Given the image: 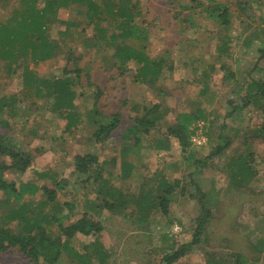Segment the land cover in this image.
Wrapping results in <instances>:
<instances>
[{"label":"rangeland","instance_id":"obj_1","mask_svg":"<svg viewBox=\"0 0 264 264\" xmlns=\"http://www.w3.org/2000/svg\"><path fill=\"white\" fill-rule=\"evenodd\" d=\"M133 1L138 6L136 22L148 29L149 40L126 43L137 49L144 48L150 57L166 59L167 71L158 81L154 84L136 82V64L130 62L121 67L112 57L115 45L97 43L89 48L85 43L91 39L92 44L95 27L85 20L82 14L85 10L75 5L61 8L55 15L60 23L56 24L52 19L47 31L50 39L59 45L56 55L38 63L29 58L27 65L40 80L60 78L65 67L82 69L79 79L75 80L77 84L73 86L79 93L77 111L81 122L76 129L63 132L65 120H59L57 114L45 110L43 101L33 99L37 105L32 104L33 100L27 105L20 99L19 103H24L19 104L23 107L20 111L24 110L28 116H10V125L15 130L9 132L15 140H24L25 151L34 156L35 165L37 163L38 168L47 174L40 183L52 189H56L53 178L65 183L63 190H57L56 201L72 205L71 214L76 216L70 222L86 211L101 221V247L106 260L101 262L100 257L93 256L92 264H158L165 254H171L192 240L196 219L201 212L198 197L202 193L207 194L205 209L211 212L204 228L205 239L202 238L199 245L173 264H205L210 253L216 256V260H221V264H233L235 256L241 257L240 264H264V145L253 137L252 132L260 123L261 113L255 105L233 110L243 104L249 81L264 79V58H260L258 52L259 48H264V24L258 25L257 13L254 18L247 10V0H218L228 5L233 13L228 28L199 13L200 8L185 10L184 5L197 4L191 0ZM18 7H22L21 0H0V21L5 22ZM255 7L261 13L258 4ZM190 17L195 22L196 31L187 27L190 23L179 24L180 20ZM65 23L74 25L68 29ZM227 41L226 50L222 52L218 48ZM21 71L11 74L1 61L0 96L25 92ZM134 105L139 106L137 112L132 109ZM153 105H159V111L166 109L167 113L151 135L144 137L141 149L136 148L140 161L138 159L135 177L119 180L116 172L109 177L106 168L104 170L103 165L101 168L103 177L110 185L122 189L126 199L132 194L139 196L141 189L145 194L152 192L155 195L158 179L179 180L180 186L172 195L168 213L151 211L145 222H141V213L137 212L133 202L115 213L108 210L93 213L88 210L87 201L94 197L98 184L84 189L86 186L81 181L86 177L73 172L74 157L90 153L102 161L116 156L125 128L133 123L136 115L143 113V107L150 109ZM95 107L106 117L115 113L122 115L120 127L113 132L112 138L101 144L92 138L96 130L92 119ZM198 110H202L207 121L198 118L193 122L191 146L185 153L175 142L168 150L158 152L147 147L151 141L163 137L177 115L196 114ZM106 120L101 119L102 122ZM200 127L207 139L202 146L192 144L195 134L202 132ZM0 134L7 135L2 127ZM221 135L232 139L229 150L203 163L220 144ZM40 148H44L43 152L38 150ZM242 152L252 155L256 179L246 189L235 190L228 186L225 161ZM196 161L202 163L196 166ZM4 175L7 181L17 183L37 179L33 172L19 176L7 171ZM25 200L37 204L43 200V195L39 192L33 198L25 197ZM5 217L6 211L0 212V226L7 225ZM11 227L17 232L15 223ZM56 234L52 239L57 237ZM90 240L89 237H75L73 247L82 253L85 251L83 246ZM0 264L35 263L17 248H10L0 253ZM55 264L76 262L72 263L67 255H63Z\"/></svg>","mask_w":264,"mask_h":264},{"label":"trees","instance_id":"obj_2","mask_svg":"<svg viewBox=\"0 0 264 264\" xmlns=\"http://www.w3.org/2000/svg\"><path fill=\"white\" fill-rule=\"evenodd\" d=\"M194 2L197 3L195 6L187 4L184 5V9L193 11L194 8H200L199 13H204L208 18L217 21L223 28L231 26L233 13L225 3H220L218 0H191V3ZM245 3H247V10L251 14L257 13V18L255 15L254 18L258 20V25L264 24V0H247ZM257 4L261 13L257 12L255 7ZM21 5L22 7L14 9L5 22L0 21V66L1 61H4L11 74L18 73V70L22 69L20 74L27 95L25 98L29 100V103L33 99L47 101L48 110L57 114L59 120H65V130L75 128L76 124L80 122L81 116L76 110L79 95L73 86L77 84L75 80L79 79L82 69L65 67L60 78L40 80L27 65L29 58L38 63L51 60L56 55L59 45L55 40L50 39L47 31L52 19L54 23H60L56 20L55 15L61 8L75 5L84 9V13H81L85 15L88 25L93 24L95 27V38L92 40V44L91 39L85 44L89 48L97 43L99 45H115L112 57L121 67L130 62L136 64L134 75L136 82L154 84L164 71H167V61L164 57H150L144 48L137 49V47L126 43L130 40L143 42L149 40L148 29L136 22L139 13L136 11L137 2L133 0H21ZM191 17L187 20H180L179 24L190 23L187 27L195 28L194 31H196L197 27ZM65 24L68 29L74 25L72 23ZM227 43L228 41L223 42L218 49L224 52ZM262 43L264 44V41ZM258 52L260 58H264V48H259ZM249 82L243 96V104L240 107H233V110L236 108L245 109L251 105L258 108L261 120L252 132L253 137L259 139L264 145V79H251ZM20 101V97L16 93L11 96H0V124L2 128L9 127L7 119L4 118L7 114L18 116L17 109L19 106L21 107L19 104L22 103H19ZM33 102V105H37L34 100ZM138 107V105H134L132 109L137 112ZM142 109L143 113L136 115L133 123L125 128L120 136V140L124 144H122L119 154L121 160L120 175L117 177L119 180H127L132 176L136 170L134 161L139 159L136 148L141 149L144 137L151 135L157 123L167 113L166 109L159 111L161 109L159 105H153L150 109L147 107ZM93 114L92 119L96 126L93 139L96 143L101 144L112 138L113 132L120 127L122 115L115 113L106 117L98 112L96 107ZM229 116H231L230 113ZM198 118L207 121L202 110H198L196 114L181 113L177 115L176 121L169 125L163 137L151 141L147 147L158 152L168 150L171 143L175 142L177 147L185 153L191 146L192 131L190 128ZM101 119L107 120L102 122ZM220 141V144L204 159L203 163L214 156L226 154L233 143L232 139L226 135H221ZM0 156L3 157V160L0 161V212L6 211L7 222L6 226H0V253L10 248H17L35 264L40 262L55 264L61 260L63 255H67L72 263L76 262V264H92L93 256L100 257L101 262H104L106 259L101 247V232L103 230L101 221L96 220L95 214L88 215L86 211L79 218L70 222L76 216V214H71L72 205L68 202L56 201L57 190H63L66 186L65 183L53 178L56 189H52L46 185H39L33 180L18 183L7 181L4 178L5 172L11 171L19 176L25 175L34 170L36 165L34 157L30 153L3 134H0ZM251 157V154L242 152L227 158L225 170L229 175V188L243 190L255 181L256 171L252 166ZM114 161H116V157L112 158V166L115 165ZM201 163V161H196L194 164L199 166ZM102 165L103 163L96 154L89 153L74 157L73 172L86 177L81 181L86 186L84 189L92 184L94 186L98 184L94 197L91 200L86 199L89 204L88 210L99 214L103 210L115 213L125 209L129 202H133L137 212L141 213L139 220L141 222H145L147 214L151 211L168 213L172 195L175 189L180 186L179 180L158 179L155 195L152 192L145 194L141 189L139 196L132 194L130 199H126L127 196L122 189L110 185L108 180L103 177ZM34 172L38 177L44 176L43 173H38L36 170ZM191 182L193 183L194 180ZM196 188L197 192H200L199 187ZM39 192L43 195V200L39 203L33 204L31 201L25 200V197L33 198ZM206 195V193H202L198 197L201 212L196 219L192 240L180 245L171 254H165L158 264L175 263L185 256L192 247L199 245L202 238L205 239V224L211 218V212L205 209ZM87 196L86 193L85 197L87 198ZM67 221L70 223L65 225L64 222ZM13 223L18 229L17 232L11 227ZM55 233H57V237L52 239ZM75 237L91 239L88 244L83 246L84 252H78L73 247ZM240 258L235 256L233 264H240ZM205 264H221V260H216V256L210 253Z\"/></svg>","mask_w":264,"mask_h":264},{"label":"crops","instance_id":"obj_3","mask_svg":"<svg viewBox=\"0 0 264 264\" xmlns=\"http://www.w3.org/2000/svg\"><path fill=\"white\" fill-rule=\"evenodd\" d=\"M76 90V89H75ZM17 94V92H13V93H10V95H6V96H11V95H13V94ZM22 96H21V98L20 99H22L23 101L25 100L26 102H25V104L27 103V105L29 104V100L28 99H26L25 97L27 96L26 95V93L25 92H21L20 93ZM20 94H17V95H20ZM78 95H79V93H77ZM1 96H3V95H1ZM79 97V96H78ZM36 100H38V99H36ZM77 100V99H76ZM47 101H43L42 103L44 104V106H45V110H48V106H47V103H46ZM22 104H24V103H22ZM78 104V103H77ZM18 108V107H17ZM20 106H19V110L17 109V111H19V114H18V116H12V115H8L7 114V116L6 115H2L3 117L4 116H6V117H4V118H6L7 119V124L9 123V127L8 128H5V131H6V133H7V135H5V136H7L9 139L10 138H12V136H11V132H9V131H12V129H14L13 128V126H11L10 125V116L11 117H19V118H22V117H25V116H28V113H25L24 112V110H21L20 111ZM21 109H23V107L21 108ZM76 110H77V107H76ZM94 110V109H93ZM78 112V111H77ZM93 112V111H92ZM78 114H79V112H78ZM80 115V114H79ZM81 116V115H80ZM80 122H81V118H80ZM79 122V123H80ZM79 123H77L76 124V127L75 128H72L71 130H73V129H76L77 127H78V125H79ZM94 123V122H93ZM2 125L0 124V127H1ZM63 126V129H62V131L64 132L65 131V128H64V125H62ZM15 130V129H14ZM71 130H68V131H71ZM10 135V136H9ZM61 137V136H60ZM93 138V137H92ZM12 139H14V142H17L18 144H20V146L23 148V146L22 145H24L23 144V139L21 140V141H17V140H15V138H12ZM120 144H121V146H120V149H119V151H118V153L116 154V156L114 155V156H112V157H109V159H106V160H102L101 162L103 163V167H104V170H105V168H106V171H108L109 173H108V175H109V177H111V175H115V173H113V172H116V175H117V177H119V175H120V167H121V160H120V151H121V148H122V144H124V143H122V141L120 140ZM25 148V147H24ZM23 148V149H24ZM25 150V149H24ZM38 150H40L41 152H43V150H44V148H40V149H38ZM27 152V151H26ZM28 153H30V152H28ZM31 154V153H30ZM87 154H89V153H87ZM32 155V154H31ZM33 156V155H32ZM34 157V156H33ZM115 157H116V161H114L115 163V165L114 166H112L113 164L111 163V161H112V158L113 159H115ZM35 160V159H34ZM139 161H140V159H139ZM138 160H135L134 162H135V165H136V170H137V168H138V162H139ZM34 170H36L38 173H43L44 174V176L43 177H38L36 174H35V172H34ZM34 170H32L31 172H33V174H34V176L38 179V181H37V179L36 180H34V182H37L39 185H44V184H42V183H40V181L42 182V180L44 179V178H46V173L45 172H43L41 169H39L38 168V164L36 163V167L34 168ZM136 170L134 171V173L132 174V176L131 177H135V172H136ZM6 173V172H5ZM5 176V175H4ZM130 177V178H131ZM106 178V177H105ZM32 180V179H31ZM22 182H26V181H22ZM39 194V193H38ZM37 194V195H38Z\"/></svg>","mask_w":264,"mask_h":264},{"label":"built area","instance_id":"obj_4","mask_svg":"<svg viewBox=\"0 0 264 264\" xmlns=\"http://www.w3.org/2000/svg\"><path fill=\"white\" fill-rule=\"evenodd\" d=\"M201 131L199 134H195L194 138L192 139V144H195V145H198V146H202V145H205L206 142H207V139L206 137L204 136L203 133V128L200 127Z\"/></svg>","mask_w":264,"mask_h":264}]
</instances>
